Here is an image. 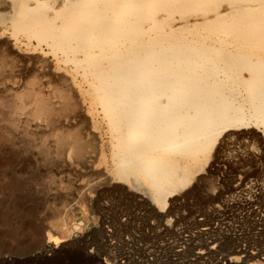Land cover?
I'll list each match as a JSON object with an SVG mask.
<instances>
[{
    "label": "bare ground",
    "instance_id": "1",
    "mask_svg": "<svg viewBox=\"0 0 264 264\" xmlns=\"http://www.w3.org/2000/svg\"><path fill=\"white\" fill-rule=\"evenodd\" d=\"M0 30L18 41L24 35L40 46L46 43L59 67L70 68L62 73L50 65V79L60 83L50 96L41 95L38 85L0 99L5 107L2 137L15 144L25 131L18 134L23 124L29 137L48 126L55 136L50 143L43 137L37 143V152L43 149L45 155L41 150L35 154L36 170L80 167L94 185L119 184L127 197L145 205L140 210H150L162 221L182 192L217 170V158L229 140L260 136L264 143V0H0ZM1 50L0 92L26 85L16 78L22 74L17 68L22 53L10 42ZM46 71L41 68L40 75ZM24 96L32 105L28 115ZM10 155H0V162L11 164ZM251 174L209 199L225 198L223 223L226 236L237 242L234 252L264 263L259 241L264 237V187ZM17 182L13 177L5 185L16 187ZM235 210L251 224L260 247L242 245L244 239L250 242L252 231L231 228ZM64 221L52 228L55 235L49 234L46 246L39 242L40 249L55 252L68 240ZM170 221L151 224L157 231L153 236L179 237L175 227L181 221L173 216ZM208 230L203 226L195 233L204 237ZM195 233L184 241L197 247ZM209 239L205 244L218 240ZM146 245L144 256L154 251ZM168 252L185 255L182 249ZM199 257L202 264L225 262L222 256L195 255L186 264H200ZM105 259V264H120L133 257L111 250Z\"/></svg>",
    "mask_w": 264,
    "mask_h": 264
},
{
    "label": "rangeland",
    "instance_id": "2",
    "mask_svg": "<svg viewBox=\"0 0 264 264\" xmlns=\"http://www.w3.org/2000/svg\"><path fill=\"white\" fill-rule=\"evenodd\" d=\"M35 40L36 39H33V41L30 42L26 36L20 35L18 41L12 36L10 31L3 32L0 30V53L2 52L1 49L4 50L6 43L10 42L16 46L22 53L21 59L18 60L19 62L17 61V68L19 69L20 66L22 74L16 76V78L24 80V82L26 81V85H18L17 87L15 86L14 89L0 92V99H6V97L10 99L16 92L19 94L24 92L26 94L27 91L33 88H39L40 86H42L40 90L41 95L50 96V94H48L50 93L49 91L56 90V86L60 84L57 80L50 79V65L52 69L60 70L62 73L70 70V68L64 64L59 67L56 57H54V54L50 51V47L46 43H42L40 46L37 40ZM5 59L7 58L4 57V60ZM21 66L24 69H22ZM41 68L47 70L45 76H42V74L40 75ZM35 79L38 81V84L37 82L35 83ZM54 81H56L57 84ZM25 97L26 96H24V102H26L25 113L27 114L32 105L30 100H28L29 98L27 99V97ZM0 108V113H2V109L5 107L0 105ZM23 114L22 120L26 121L28 117L26 114ZM23 121L22 124L24 123ZM24 126L23 124L18 134L21 135L24 132L23 135L25 134L24 136L26 138L23 135L18 136L15 144L14 141L11 140L10 142V139H5V137L0 135V155L6 158L11 154V164L6 162L9 164L7 165L4 162H0V264H105V257L108 256L111 250L112 253L117 255L130 253L135 261H138L145 258L142 256L144 254L142 253L143 247L141 246L144 243L154 246L152 248L155 250V255L152 256L165 254L163 259L154 260L156 264H174L173 261L167 259V256L170 254L168 252L170 245L163 247L154 244L158 240L159 242L163 240L162 242L167 243L168 241L164 240L166 237L160 239V236L157 234L153 236V233L146 234L145 232H139L138 235L140 237H136L139 241L132 240L130 233L134 229V227H132L133 220L137 217L134 214L137 212L138 208L142 209L145 205L127 197L128 195L120 190L119 184L108 183L109 185H94L95 181H92L88 173L82 171L80 167H71L56 171L55 169L51 170L50 165H48V167H45L47 169H42L41 171L36 170L38 168L36 166L35 157L41 150L37 152V147L40 144L39 140H42L41 138L43 137L46 139L47 143H50L55 136L50 135V128L48 126L46 131L39 132V134L34 131V134L36 133L35 137V135L32 134L33 130L29 126L28 129L32 132V136L30 135L31 137H29V134L25 133L26 127ZM74 130L72 133L75 134L78 132ZM21 131L23 132L21 133ZM105 131L106 128L103 129V137L105 141L109 143V135L105 134ZM41 152L44 156L43 149ZM263 152L264 143L260 136L232 138L222 147L216 162L218 164L217 170H215L211 176L205 174L206 179L204 178L201 183H197V185L191 186L189 190L186 189L182 192L179 197L180 200H178L175 205L176 207H172L173 210L170 213L172 215L169 214L161 221L162 218L157 217L148 210L146 212L148 216L146 217L147 219L139 218L142 219L141 226L150 227L152 218L155 224L163 222L162 224L164 225L165 223L171 225V216H173L175 220L178 218V220L181 221L180 226H187L185 227L183 235L193 234L197 230L200 231L203 226H208L209 230L205 232L208 234L204 237H199L201 232L195 233L196 235L199 234L196 236L198 239L194 237L197 242V247L192 243L182 242L184 240L183 238L179 239L175 234L169 233L168 236L172 235L170 239L174 242L171 244L177 243L185 254L180 257L176 256L178 259L174 261L180 264H186V260L195 257V255L204 258L205 256H212L213 259L215 255L225 257V262L221 260L220 264H249L251 262H253V264H264L259 262L260 260H250L246 256H243L242 253L234 252L237 242L226 236L228 231H226L225 224L223 223L226 210L225 198H220V201L209 199V196L215 197V195L217 196L220 192L228 189V185L235 186L240 182H245L247 174L251 173L253 175L255 174L254 178L258 179L264 187ZM24 155H26V157ZM242 158H245L246 161L245 159L242 160ZM48 160H50V157ZM245 165L247 167H245ZM237 166H240V168ZM218 168L220 170H218ZM236 169H238V172ZM38 171L40 172L38 173ZM13 177L17 179L18 184L16 183V187L15 185H9L8 188L6 185L11 183ZM228 177L230 179L234 177V179H231L233 182L230 181ZM212 185L215 190L213 189L211 192L209 190ZM130 192H132V194H137V190L135 189H132ZM86 194L88 195L84 197ZM235 212L236 217L230 220L231 228L245 229L246 232L252 231V233H250V242L248 243V240L244 239L241 242L242 245L246 244L248 250L260 247L256 244V236L253 235L255 231L250 230L251 224L242 217V211L239 212L235 210ZM124 214L132 218L130 220H124L123 217L126 216ZM59 221H64V223H66L64 225V227H66L65 238L68 240L63 243V245L66 244V246L62 245L55 252L48 250V247V249L46 247V249H40L41 247H38L39 242L43 241L44 246H46V240L50 239V235H55L52 228L55 227L56 223ZM107 223L112 230H109L106 234L105 232L108 229L106 226ZM154 233H157V231H154ZM109 234L111 237L108 236ZM209 237H217L218 240H214L209 245L208 243L205 244L206 240H210ZM108 238H112L115 243H112ZM184 238L186 237L184 236ZM129 239H131V241L127 242ZM259 241L262 243L261 245L264 246V237H260ZM215 242L216 244H214ZM199 243L203 244L198 246ZM211 246H214V248ZM203 261L204 259L199 257V263H203ZM205 264L212 263L207 262Z\"/></svg>",
    "mask_w": 264,
    "mask_h": 264
},
{
    "label": "built area",
    "instance_id": "3",
    "mask_svg": "<svg viewBox=\"0 0 264 264\" xmlns=\"http://www.w3.org/2000/svg\"><path fill=\"white\" fill-rule=\"evenodd\" d=\"M124 215H126V214H124ZM134 215H136L137 217H136V219L134 218V220H133V225H134V229H133V231L130 233V235L132 236V240H136V241H139V239H137L136 237H140L139 235H138V233L140 232V233H146V234H150V233H154V231H152L149 227H145V226H141V220L142 219H139V217H141V218H146V217H148L147 216V214L145 213V211L144 210H140L139 208H138V210H137V212L134 214ZM124 218V220H127L128 219V216L126 215L125 217H123ZM137 219H138V221H137ZM149 219V218H148ZM152 225L154 224V219L152 218V220H151V222H150ZM181 224H179L178 226H176L175 228H176V231H181V233L179 234V238L181 239V238H183L184 240L186 239V238H184V236L185 237H188L187 235L188 234H185V235H183V232L185 231V228H182L183 226H180ZM106 226L108 227V229L106 230V234H107V232H109V230H112V229H110L109 228V224L107 223L106 224ZM178 229V230H177ZM106 237V236H105ZM107 238V237H106ZM172 238V237H171ZM110 241H112V242H114L115 243V241H113L112 240V238H108ZM164 240H166V241H168L167 243H166V245H170L169 246V248H172V249H174V250H178V249H182L179 245H177V243H175V244H171V243H174L173 242V240H171L170 238H168V237H166V238H164ZM183 240V241H184ZM129 241H131V239H129V240H127V242H129ZM161 242H159V240L156 242V243H154V244H157V245H161V246H166V245H164V243L165 242H162L163 240H160ZM182 241V242H183ZM184 242H186V241H184ZM143 248H145L147 245L144 243V244H142L141 245ZM179 246V247H178ZM152 247H154V246H152ZM149 248V249H147V250H153V248ZM177 247V248H176ZM183 250V249H182ZM124 254H126V253H124ZM128 254H130V253H128ZM131 255V254H130ZM152 255H155V250L154 251H152V254H149V255H147V256H144V255H142L143 257H145L143 260L142 259H140V260H138V261H135V259H134V257H133V260L132 261H127V262H120V264H131V263H136V264H156L155 263V261L156 260H161V259H163V256H165V254L163 253V254H159L158 256H152ZM177 255H175V254H173L172 252H170V254L167 256V259L169 260V261H173L174 262V264H180L179 262H175L177 259H178V257H176ZM175 257V258H174ZM166 259V260H167ZM124 260H126V258L124 259H121L120 261H124ZM155 260V261H154ZM175 260V261H174Z\"/></svg>",
    "mask_w": 264,
    "mask_h": 264
}]
</instances>
